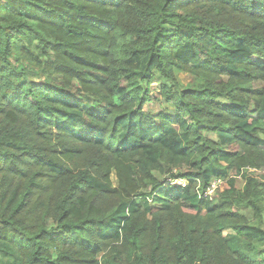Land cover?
<instances>
[{
    "label": "trees",
    "instance_id": "1",
    "mask_svg": "<svg viewBox=\"0 0 264 264\" xmlns=\"http://www.w3.org/2000/svg\"><path fill=\"white\" fill-rule=\"evenodd\" d=\"M0 264H264V0H0Z\"/></svg>",
    "mask_w": 264,
    "mask_h": 264
},
{
    "label": "rangeland",
    "instance_id": "2",
    "mask_svg": "<svg viewBox=\"0 0 264 264\" xmlns=\"http://www.w3.org/2000/svg\"><path fill=\"white\" fill-rule=\"evenodd\" d=\"M175 77H176V80L178 81V84H179L181 89H188V88L192 87L193 79L188 74H185V73L180 72V71H176ZM260 86H261L260 84H254V88H258ZM152 87L153 88L151 90L153 91L155 89V87L154 86H152ZM149 109L157 110V107L154 105H150ZM247 173L252 174V175L253 174H259V173H254L252 171H248ZM113 183H115V182L113 181ZM243 186H244L243 180L240 177L236 178V189L240 190ZM229 234H230V231H228V230H226L224 232V235H229Z\"/></svg>",
    "mask_w": 264,
    "mask_h": 264
},
{
    "label": "built area",
    "instance_id": "3",
    "mask_svg": "<svg viewBox=\"0 0 264 264\" xmlns=\"http://www.w3.org/2000/svg\"><path fill=\"white\" fill-rule=\"evenodd\" d=\"M170 184L179 186V187H184L186 185V181L184 180L171 181ZM220 184H221L220 180L213 181L211 185L209 186V188L204 192V196L211 198Z\"/></svg>",
    "mask_w": 264,
    "mask_h": 264
}]
</instances>
